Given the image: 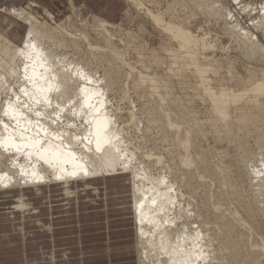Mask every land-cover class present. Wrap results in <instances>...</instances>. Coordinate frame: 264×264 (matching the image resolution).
<instances>
[{"label":"rangeland","instance_id":"rangeland-1","mask_svg":"<svg viewBox=\"0 0 264 264\" xmlns=\"http://www.w3.org/2000/svg\"><path fill=\"white\" fill-rule=\"evenodd\" d=\"M139 1L140 3L137 5L129 0H0V35L8 38L13 46L15 45L14 47L23 46L26 33L30 27L29 23H26V19L23 17L21 18L22 15L19 12L23 11L26 15L34 17L38 27H46L47 30L52 33L47 36L48 39L45 40L46 42L44 41L45 44L42 43V48L45 46L44 49L49 54L55 56L58 54V58L61 57L59 68L62 69V72L63 70L66 71L67 69L73 68L71 70L76 69L83 74H88L94 70L93 72H96V77L100 79H103L104 76L109 73H113L118 85H116V87L114 85L112 89L113 91H109L108 94H106L109 98L108 102L110 103L108 108L112 111L117 108L120 109L123 117V124L125 125L126 123V125H128L130 123L126 126L127 130L125 129L127 137L134 146L136 145V147L140 149V152L149 153V151H151L150 153L161 154L160 156L164 157L163 159L166 161V164L169 165L171 164L170 152L173 153V151H175V145L173 146L174 142L187 133V137H191V143L189 144V152L187 151V155L190 154L192 157L195 155L196 162L198 158L201 162L204 157L207 162H201L206 167L203 166L207 173V177H204V180H206L207 183L202 179L201 181L204 183L201 182V188L196 182L199 179L198 175L203 173L204 170L198 169L197 171L195 168V171H193L194 168L192 169L193 175H197H194V178L192 177L190 179V185L193 186V191L197 192L196 194L194 193L196 202H202L201 200L206 197V201L210 199V201H207L209 207V205L211 206L216 200L213 192L217 193L218 190L219 192L223 191V194L221 195L224 196L225 199L222 197L223 203L221 204L222 206H225V208L221 206V208H223L222 210L226 215L236 213L237 216H239L243 213L242 216H244L243 219L245 218L244 221L246 220L247 223H249L247 224L245 222L247 226L244 223V227L242 226L243 228L240 226L239 228H241V231H238V234L239 232L244 233L245 241L250 239L247 244H245V248L249 249L250 247V249L253 250V247H255L254 252H261L260 255L255 254L256 258L258 257L255 262L264 264V231L262 233V230H264V173H262V176L259 179L262 181L258 180L257 182L253 181L252 183L249 181L245 172V164L247 162L242 164L241 160L239 163L241 157L243 160L251 159L250 163H247L248 166H250L249 164H251V162L256 165H261L262 162L264 163V93L257 96L254 93L253 95L249 90L254 87L253 85L264 82V0ZM147 9L151 10L154 14H159L164 23L180 26L184 30L190 32L194 39L197 40V43L192 45L189 49L180 48L178 41L175 39L173 40V38L170 37L171 35L166 33L162 27L154 24L153 21L146 16ZM22 19H24V21H22ZM101 20L103 23L105 22L104 25H102L103 28H101L108 33L100 28L101 24L99 23H102ZM82 37H84L85 40L82 39ZM88 43L93 46L102 47L100 52L102 51L105 55L102 52V54L100 52L98 53V51L97 53H94V51L92 53L88 48ZM48 45L49 49L46 47ZM13 46L12 48H14ZM107 48L109 49L108 51H106ZM52 49H54V51ZM10 50H12L11 47ZM50 50L52 51L51 53ZM112 51H115V54L120 55V59L117 58L118 56L116 55L115 58L114 54L112 57V55H110ZM10 52L12 51H9V54L6 56L11 55ZM112 58L115 63L117 62L116 65L112 62ZM117 59L120 61L123 60L125 63L119 62ZM18 61L13 64V70L16 74L14 73L12 76L0 75V83L3 84L2 86L0 85V108H2L6 102H16L22 85H27L29 83L23 76V66L20 67L22 63L21 61L20 63ZM62 61H64L65 64ZM119 63L120 66H118ZM196 67L205 70V74L202 75V78L197 74ZM63 73L64 75H67L65 72ZM145 74L146 76H144ZM138 76L141 78L145 77V79L149 78L152 80V84L149 79L141 81ZM4 77H6L5 79L7 81ZM147 80L149 82H147ZM201 80L203 82H201ZM20 82L22 85H20ZM80 82L81 80L77 82V85H81ZM142 83L143 86H141ZM148 85H151L153 88ZM3 86L6 87L3 88ZM205 87H210L211 91L218 95L222 92H226L230 96L231 93L233 95L247 94L240 99L239 102L234 103V105L231 104V107H227L228 109L226 110V113L228 119L226 118L227 123L226 121H224V123L220 120H215V114L211 106L212 103L209 101L208 95L204 90ZM154 93L160 95L161 99L160 96ZM162 96H164V98ZM227 99L230 100V97L227 96ZM155 105H158L159 108ZM154 107L159 110L162 109L160 110L161 112H159L164 115L167 113L168 115L164 116L163 114H160ZM149 111L157 113L153 114ZM171 111L173 114H171ZM130 113L133 114L134 118L136 117L135 119L137 121L134 118L133 120L130 119ZM1 114L0 118L2 117L1 119H4L5 121V116L3 117V114L2 116ZM148 114L149 116H152V114L155 115V118H152V116L151 118L153 120L151 118L148 119L149 116H146ZM170 115L173 119L170 118ZM167 117L169 119H167ZM146 119L152 122L151 126L150 123L148 125ZM62 120L58 122H49V125L51 123L50 127H53L52 129L54 130H58L59 128V130H62L64 128V130L80 134L79 132L82 128L75 126L76 123L69 127V123L67 124L64 119ZM163 120H169L172 123V120L176 121L174 123L176 127L180 122L178 125L180 129L179 127H177L178 129L175 127L174 129L168 128L169 130H167V127H164L166 122ZM153 122L157 125L155 124V126ZM160 122L164 123L162 124ZM59 123L61 124L59 125ZM158 124H160V126ZM184 124L187 125L185 126ZM238 124L239 127H237ZM134 125H139V130H136L137 127ZM227 125H229V127ZM133 126L135 128H132ZM155 127L158 128L156 129ZM235 127L241 129V132L238 131V129L236 130ZM161 128H163V131H161ZM73 129L76 130L74 131ZM164 130L165 132L167 130V132L165 133ZM172 130L176 133L174 134ZM187 131L192 132V136L191 133H188ZM177 133L179 135H177ZM166 137L170 139L172 143ZM146 140H148V142ZM195 146L198 147L196 148ZM155 150L159 152H156ZM163 151L166 152L164 153ZM191 153L193 155H191ZM20 155L16 158L14 155H10L11 160H7H9L8 162L10 164L19 162L21 160ZM167 155L170 158H168ZM13 157L15 160L12 159ZM8 162L6 161V164L10 165ZM200 164L197 162V165L202 166V164ZM239 166H242L243 168H240ZM236 168H239L240 170ZM124 171L119 167L114 169L109 168L104 171L106 173L105 175H116V177H109L108 181L105 180V183L102 184L95 183L102 193L99 198L100 202H98V205L96 206L99 207L97 210L101 211L102 216H104L103 218L101 217L100 221L102 227L104 225L107 226L108 224L113 225V229H111L110 232H117L115 234L118 235L119 241L122 239L123 242H129V240H132L133 242L134 234L132 224L131 222L123 221L127 219L126 214L130 211L129 205L131 204L129 188L126 181L128 177L122 176V173H125ZM195 172H197V174ZM211 172L215 174H212ZM244 172L245 174H243ZM221 173L224 174L225 178ZM152 174L155 176L160 175L161 177L168 179L169 182L175 181V177L171 174L170 176H172V178H170V176L168 177V172H163L161 174V172L158 171L155 173L153 172ZM216 174H219V177H216ZM220 179L224 183H221ZM226 182L229 184H226ZM114 184H119V190L116 193L121 197V200L114 201L115 199L113 196L109 195L107 196L108 202L105 206L103 188H105V185L106 187H110ZM222 184H225L223 185L224 187ZM207 185L208 187H206ZM227 185L228 189H226ZM255 185L261 187L260 189L262 191L260 192L262 194L260 193L261 198L258 197V199H261L260 201H262V203L256 201L257 197L255 198V196H257V192L256 189H252L257 187ZM213 186H218L219 188L217 187L216 189ZM222 187L224 189H222ZM211 188L213 189V192L210 190ZM53 197L58 199L59 194L54 192ZM237 197L242 201V204L240 201H238V204L240 203L241 206L245 205L246 208H248V211L250 207V214L246 212L247 209L244 208V206L241 207L235 203V201L237 202ZM199 202L197 203L199 204ZM201 206L202 205L199 204L198 209L203 212L204 208ZM238 213L240 214L238 215ZM109 217H115L118 218V220L116 221ZM239 217L242 219L241 215ZM251 223L253 227L251 226ZM245 228L247 233H245ZM98 236H100L102 240V245L106 246L107 244L103 242L108 238V232L105 227L99 232ZM250 251L248 250L247 252L249 253ZM131 257L133 260L129 262L127 260V264H136L135 256H130L128 259ZM107 263V260L102 259L101 264ZM117 264H122V260L119 259Z\"/></svg>","mask_w":264,"mask_h":264},{"label":"bare ground","instance_id":"bare-ground-1","mask_svg":"<svg viewBox=\"0 0 264 264\" xmlns=\"http://www.w3.org/2000/svg\"><path fill=\"white\" fill-rule=\"evenodd\" d=\"M129 1L137 5L140 3L139 0ZM19 13L22 15L21 18L23 17L24 19H26V23L28 22L30 27L26 33V37L22 47H14L15 45L13 46L8 38L0 35V75L12 76L15 73L13 70V64H15V62L19 60L18 62L20 63L21 61L22 63L20 67L23 66V76L24 78H26V81L28 80L30 84L28 83L27 85H22L20 82V85H22V87L19 90L20 96L18 94L16 102H6L7 104L5 103V105L0 108V114L2 113L3 117L5 116V121L4 119H1L2 117L0 118V195L17 194L19 201L18 205L15 206L14 209H17L24 215L28 216H32L33 214H35L36 210L32 207L33 203L35 202L32 201L30 195H32L33 197H35L34 199H36L44 194V192L42 193V189L46 192V197L49 195V193L53 194V192H57L63 198L61 202L60 200L56 201L55 203H52L55 200H51V202L49 201L46 208L48 209V211H54L57 208L59 209L61 207L69 208L72 205H75L73 207H77V201H79L81 198L79 194L83 193L84 189L91 190L96 198L100 197L102 193H98V189L95 186V183L97 182L98 184H102L105 183V180L108 181L109 177H116V175L107 176L105 175L106 173L104 171L108 170L109 168L114 169L116 167H119L122 168L123 171L125 170V173H122V176L128 177L126 181L129 188V198H131V204L129 205L130 211L126 214L127 219L123 221L131 222L134 234L132 245L127 248V251L125 249L124 250L125 252H127V256H135L136 264H259L255 262V260L258 258H256L255 254L260 255L261 252H254L255 247H253V250H251L250 247L249 249L245 248V244H247L250 239L245 241V234L242 232H239L238 234V231H241L240 229L244 227L243 224L245 222L247 223L246 220L244 221L245 218L243 219V213H238V215H241L242 219L239 217L240 215L237 216L236 213H230V216L225 214V212L222 210L223 208H221L223 198L225 199V197L221 195L223 194V191L219 192L218 190L217 193H214L212 191L213 187L217 189L218 186H213L210 189L215 195L216 199L215 202L211 204L212 207L210 205V208L208 207L207 201H210V199L206 201V194L204 193L205 195H203L205 198L203 200H201L202 198L200 199L202 202L197 201L200 205L203 206L204 211L201 212L198 209L199 204L194 198V193L196 194L197 192L193 191V186L190 185V179L192 177L194 178L195 174L193 175V171H195V168L197 171L198 169L204 170L205 166L201 162H204L205 159L203 157V160L201 162L198 160L199 158L197 159V162H199V164H202V166H199L197 165V162L195 160V155V157L190 156V154L187 155V151L189 152L188 149L189 144L191 143V137H187V133H185L183 137H181L182 135L180 134L181 138L177 139L173 144V146L175 145V151H173V153L170 152L171 164L169 165L166 164V161L163 159L164 157L160 156L161 154L158 155V153H150L151 151H149V153L140 152V149H138L136 145L134 146L127 137L125 129L126 126H128L130 123L128 125H126V123L125 125L123 124V117L121 115L122 113L120 109L117 108L116 110L112 111L108 108V105L110 103L108 102L109 98L106 94H108L109 91H113L112 89L114 85L115 87L116 85H118L114 74L109 73L108 75H105L103 79H100L96 77V72H93L94 70L91 71V73L83 74L76 69L71 70L73 69L71 68L67 69L66 71L63 70V72L67 74L64 75L62 69L59 68L61 57L58 58V54L57 56L49 54L47 51H45V46L42 48V43L45 44V40L48 39L47 36L51 35L52 33H50V31L47 30L46 27H38L33 16L26 15V13L23 11ZM146 16H148L154 24L162 27L166 33L171 35L170 37H172L173 40L175 39L176 41H178L180 48L189 49L190 47H192V45H195L197 43V40L194 39L190 32L184 30L180 26L164 23L162 17L159 14H154L151 10L147 9ZM24 19H22V21H24ZM104 23H99L101 24L100 28L102 27V25H104ZM104 31L106 32V30ZM84 37H82V39H84ZM87 45L92 53L93 51L94 53H97V51L99 53L100 50H102V47L100 48L97 46H93L89 43ZM12 46L14 48H12ZM10 47L12 50H10ZM46 47H48L49 49V45ZM52 50L54 51V49ZM108 50L109 49L107 48L106 51ZM9 51H12L10 52L11 55L6 56L9 54ZM103 51L106 52L105 50ZM51 52L52 51L50 50V53ZM114 52L115 51H112L110 55H112L113 57L114 54V56L116 55L118 56L117 58L120 59L121 56L115 54ZM103 54L105 55V53ZM118 61L125 63V61L123 62V60ZM112 62H114L113 58ZM116 63L114 62L115 65ZM118 66H120V63L118 64ZM113 68L111 69L114 70ZM196 72L201 78L203 77L202 75L205 74V70L199 67H196ZM144 76H146V74ZM138 77L141 81L149 79H145V77L141 78L140 76ZM5 78L6 77H4V79ZM80 80L81 85H77V82H79ZM147 82L149 81L147 80ZM151 82L152 80H150V83ZM201 82L203 81L201 80ZM6 83L9 84L8 82ZM0 85L2 86L3 84L0 83ZM141 86H143V83ZM253 86L254 87H252V89H249L252 94L254 93L258 96L264 93V82ZM5 87L3 86V88ZM204 90L208 95L209 101H211L212 103L211 106L215 114V120H220L222 122L226 121V118L228 119L226 113V110L228 109L227 107H229L231 104L234 105V103L239 102L240 99L245 97V95L247 94L233 95L231 93L230 96L228 93L222 92L218 95L216 93L214 94L211 91L210 87H205ZM227 96L230 97V100L227 99ZM162 97L164 98V96ZM156 107H158V105ZM156 107H154L156 111L158 110L159 112L160 110H162H159V107L156 109ZM149 112L153 114L157 113L152 111ZM153 114V117L149 116V114L146 116H149L148 119H150L151 117L155 118V115ZM171 114H173V112ZM166 115L168 114L166 113L164 116ZM129 116L130 119L133 120V114L130 113ZM170 118H172L171 115ZM62 119H64L67 124L69 123V127L73 126V124L75 125L76 123L75 126H77L78 128H82L79 132L80 134H76L75 132L72 133L69 130H64V128L62 130H59L60 128L58 129L57 127L58 130H54L52 129L53 127H50L51 123L49 125V122H58ZM148 119H146V122L148 123V125L150 123L151 126L152 122ZM167 119L169 118L167 117ZM172 121L173 123L169 120L164 121L166 122L164 124V127H167V130L171 128L174 129L176 127L174 124L176 121ZM60 124L61 123H59V125ZM153 124L155 125L156 123L153 122ZM139 125H134L135 127H137L136 130H139ZM158 125L160 126V124ZM178 125L177 127H179ZM134 126L132 128H135ZM227 126L229 127V125ZM177 127L176 129H178ZM237 127H239V124ZM161 129L160 130L163 131V128ZM237 129L238 131L241 130L239 128H236V130ZM190 131L187 132L191 133L192 136V132ZM177 135L179 134L177 133ZM168 140L170 141V139ZM146 141L148 142V140ZM170 142L172 143V141ZM167 154L170 155L169 153ZM10 155H14L15 158L17 156L19 157L20 155L21 160L19 162L15 161L16 163L10 164L8 162L9 160H7H11ZM191 155L193 154L191 153ZM15 158L13 157L12 159L15 160ZM244 160L241 157L239 163H250L251 159L246 161ZM6 161L10 165L6 164ZM205 163L207 162L205 161ZM247 163L245 164V172L247 174V177L249 178V181L252 183L253 181L257 182L261 178L262 173H264V163L262 162L261 165H256L255 163L252 164L253 162H251V164H249L250 166H248ZM193 168L194 170L192 171ZM158 171H160L161 174L163 172H168V177L171 174L175 177V181L169 182L168 179L161 177L160 175L155 176L152 174L153 172L155 173ZM213 172L211 173L215 174ZM245 172L243 174H245ZM195 173L197 174V172ZM172 176H170V178H172ZM198 176L200 180L198 179L197 181L196 179V183L200 187L201 182H203L201 180H204V177H207V173L204 170L203 173L199 174ZM217 176L219 177V174H216V177ZM204 181L205 183H207L206 180ZM220 181L221 183H224L221 179ZM227 182L226 184H229ZM106 185L105 188H103L105 206L107 205V196L109 195H112L116 201L121 200V197L116 193L119 190V184H114L110 187H106ZM223 185L225 184H222V186ZM255 186L257 187L252 189H256L257 196H255L254 194L255 198L257 197L256 201L262 203V201H260L261 199H258V197L261 198V187H259L258 185ZM206 187H208V185ZM223 187L222 189H224ZM226 189H228V185ZM199 193L202 194L201 192ZM209 196L211 197L210 194ZM238 197L237 202L235 201V203L237 204L238 201H240ZM58 203H60L61 205H57ZM85 203L95 204V202L92 200L91 202L86 201ZM240 203L242 204V201H240ZM240 203L238 205H240ZM243 206L244 208H246L245 205ZM222 207L225 208V206ZM246 209V212L248 213L249 211H251L250 207L249 211L248 208ZM240 226L241 228H239ZM40 227L50 229V227L44 225H41ZM263 231L264 230H262V233ZM245 233H247L246 228ZM246 249L253 252L250 251L248 253V250Z\"/></svg>","mask_w":264,"mask_h":264},{"label":"crops","instance_id":"crops-1","mask_svg":"<svg viewBox=\"0 0 264 264\" xmlns=\"http://www.w3.org/2000/svg\"><path fill=\"white\" fill-rule=\"evenodd\" d=\"M43 192L36 199L30 195L35 202L32 207L36 209L32 216L14 209L19 201L17 194L0 195V264H101L102 259L107 260V264H117L119 259L122 264H127V260H133L132 257L128 259L130 256L125 252L132 245V240L119 241L115 234L117 232H110L113 225L103 226L108 232V238L103 241L107 245H102L98 234L103 229L100 221L104 216L96 206L100 197L96 198L91 190L84 189L79 194L81 198L77 201V207L72 205L54 211L46 209L49 201L61 202L63 198L59 194L58 199H55L54 192L46 197L42 189ZM91 200L95 204L85 203ZM110 219L118 220L115 217Z\"/></svg>","mask_w":264,"mask_h":264}]
</instances>
